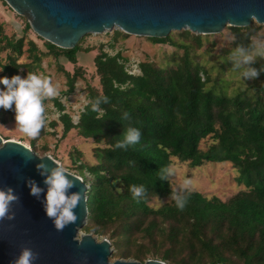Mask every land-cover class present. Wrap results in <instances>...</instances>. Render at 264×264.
<instances>
[{"label":"trees","instance_id":"obj_1","mask_svg":"<svg viewBox=\"0 0 264 264\" xmlns=\"http://www.w3.org/2000/svg\"><path fill=\"white\" fill-rule=\"evenodd\" d=\"M4 26L0 21L3 75L11 77L22 67L30 72L39 67L44 55L62 56L73 69L64 71V93L73 90L75 79L83 75L77 64L78 44L63 49L44 41L43 52L28 40L24 48V36H9ZM259 27L254 22L245 27L229 26L234 37L231 48L215 55L209 65L200 62L198 52L208 34L180 30L175 31L176 38L173 32L147 37L176 52L168 66L140 62V75L124 70L125 60L119 52L110 55L100 50L93 58L98 86L86 85L88 103L75 124L67 112H61L63 104L53 98L60 112L61 137L75 129L94 144L97 162L85 165L91 177L84 232L108 236L119 257L140 262L152 252L168 264H264V71H260L264 56L255 53L247 65L227 56L238 47L247 53L256 50L253 37ZM29 28L28 22L24 23L22 29ZM25 52L29 62L21 63L19 58ZM220 59L231 70L252 67L258 75L244 88L228 94L225 86L214 85L224 83ZM214 69H218L215 76ZM102 97H107V102ZM97 100L96 111H92L91 104ZM1 110L13 115L11 110ZM98 112L103 114L97 119ZM57 123L52 120L49 126ZM129 127L140 130V141L125 149L114 148ZM43 132L44 126L39 134ZM205 138L212 142L201 149L199 144ZM173 157L192 167L228 161L238 171L236 181L244 189L225 200L195 190L175 191L163 171ZM77 167L81 170L84 165ZM131 185L144 186L141 197L132 198ZM174 193L187 197L183 210L176 208ZM154 198L170 200L154 208L150 204Z\"/></svg>","mask_w":264,"mask_h":264},{"label":"water","instance_id":"obj_2","mask_svg":"<svg viewBox=\"0 0 264 264\" xmlns=\"http://www.w3.org/2000/svg\"><path fill=\"white\" fill-rule=\"evenodd\" d=\"M2 1L26 17L38 37L63 49L75 47L87 34L113 29L139 37H165L180 30L206 35L226 26L264 25V0ZM40 163L43 170L36 167ZM58 166L63 167L51 155H38L27 145L0 135V189L10 187L17 196L9 209L12 218L0 219V264H14L24 248L34 253L32 264H159L156 258L110 261L111 242L82 232L88 185L65 167L66 178L72 181L66 194L79 193L81 202L73 209L75 222L57 231L45 215L43 202L47 191L44 177ZM29 182L41 189L38 196L29 194Z\"/></svg>","mask_w":264,"mask_h":264},{"label":"rangeland","instance_id":"obj_3","mask_svg":"<svg viewBox=\"0 0 264 264\" xmlns=\"http://www.w3.org/2000/svg\"><path fill=\"white\" fill-rule=\"evenodd\" d=\"M1 11L0 21L5 24L4 29L9 36H24L25 44L24 48H27V41L33 40L39 49L46 52L44 47V39L38 37L30 28L27 30L22 29L24 23L27 22V18L16 14L4 1L0 0ZM260 26L257 35L253 37L255 46L258 49L264 45V25L256 24ZM172 36L176 38V32L172 33ZM207 39L203 40L202 47L198 50L200 53V62L206 65L211 64L215 55H220L224 50H228L232 46L233 35L229 29V26L224 27L220 32L215 34H208ZM109 42V43H108ZM112 43V44H111ZM78 45L80 50L77 52V64L82 66L83 75L77 77L74 81L73 90L71 92L64 93L67 89L66 77L64 71L72 72V64L66 61L62 56L58 59H54L51 56H42L39 67L34 68L28 72L26 67L19 69L17 74L21 78H26L28 73L47 77L51 82L58 87V95L53 98H57L65 107L74 120L73 116L77 115V111L85 101H88L85 94H87L86 85L93 87L98 86V77L94 73L93 58L96 54L103 50L110 55L117 52L124 55L126 63L132 64L134 61H151L159 66H168V60L171 59L172 53L176 52L175 49L167 44H160L153 42L147 37H139L134 35L125 34L119 30L113 29L106 33L99 34H87L83 36ZM89 49V50H84ZM257 49L250 55H254ZM180 52V51H177ZM5 52H0V61H4ZM230 58H236L239 62L240 59L237 55L229 54ZM238 58V59H237ZM222 66V80L224 83H214L215 87L225 86V90L228 94L234 93L239 88H244L252 78L243 79L240 76V70H231L227 64H221L223 59L218 60ZM19 62L27 63L29 59L26 58V52L20 56ZM58 66H61L60 69ZM76 66V65H75ZM218 69L213 70V76L217 75ZM1 76V75H0ZM10 78V77H7ZM4 86L0 85V90H3ZM53 98H46L42 101L45 107V115L49 117L44 125V132L37 135L34 138H29L25 134L18 130L17 125L14 122L13 115H9L5 111H0V135L3 139H11L21 142L34 150L38 155L48 154L57 160L63 167L69 172L79 176L89 184L87 181L90 179V174L87 172L85 165L96 163L97 160L93 155V147L91 139L83 138L76 133L75 129L70 130L65 136L61 137L62 128L58 121L60 112L53 103ZM56 120L58 125L56 127H50L49 122ZM33 142V143H32ZM212 142L211 138H205L201 140L199 147L205 149ZM78 165H84L81 170ZM175 172L168 174V180L171 188L175 191L181 189L182 182L186 179L190 181V190H195L207 197L217 196L221 200L227 199L229 196L235 194L239 190H243L244 187L238 184L236 177L238 171L233 167L232 163L228 161L223 162H205L200 166H190L187 161H179L173 157L171 164ZM169 198L152 199L150 204L157 208L161 204L168 202ZM82 232H84L82 230ZM92 235H96L99 238H106L112 243V239H109L106 235H97L89 232ZM112 245V244H111ZM113 246V245H112ZM116 249L113 246V252L110 256V261L122 258L116 253ZM159 259L156 254L152 252L147 254L146 259ZM123 259H133L127 257ZM144 259V261L146 260ZM160 260V259H159ZM168 263L167 261H164Z\"/></svg>","mask_w":264,"mask_h":264},{"label":"clouds","instance_id":"obj_4","mask_svg":"<svg viewBox=\"0 0 264 264\" xmlns=\"http://www.w3.org/2000/svg\"><path fill=\"white\" fill-rule=\"evenodd\" d=\"M234 55H237L240 62L247 65L253 60V56L248 54L243 48H236ZM256 55L264 56V46L257 49ZM2 70V67H0ZM264 71V67L260 69ZM258 75L257 70L248 67L240 72L243 78H252ZM0 85H3V90H0V108L11 110L13 119L18 127V130L29 138L36 137L41 128L45 125L49 117L45 115V107L42 104L46 98L56 97L58 93L57 85L53 84L47 77H42L37 74L28 73L26 78H21L18 75H12L10 78L0 76ZM107 102V97H102ZM87 105L88 101L84 102ZM99 100L91 104V110L96 111ZM81 112L84 111L82 107ZM102 112L97 113V119ZM141 132L138 128L129 127L123 133V138L116 141L114 148L125 149L126 147L137 144L140 141ZM38 169L43 170L44 164H37ZM164 172L173 174L175 170L172 167H166ZM44 183L47 185V191L44 195V212L47 217L52 220L53 227L60 231L69 223H74L76 215L73 209L81 202L79 193L66 194V190L71 187L72 181L66 178L65 169L56 167L44 177ZM190 181L184 180L181 184V189H188ZM29 194L38 196L41 189L34 183L29 182ZM132 198L135 200L142 196L144 192L143 185H131L129 187ZM172 199L175 206L179 210H183L187 203V197L183 194L174 193ZM17 200V196L13 193L10 187L0 189V219L7 217L11 219L9 212L12 202ZM34 253L27 248L20 251L16 257L14 264H32ZM159 264H165L163 260Z\"/></svg>","mask_w":264,"mask_h":264},{"label":"built area","instance_id":"obj_5","mask_svg":"<svg viewBox=\"0 0 264 264\" xmlns=\"http://www.w3.org/2000/svg\"><path fill=\"white\" fill-rule=\"evenodd\" d=\"M109 43V42H108ZM112 44V43H111ZM141 61H138V60H136V61H134L132 64H127L126 63V61H124V70L128 73V74H130V75H140L141 74V71H140V68H139V63H140ZM84 105H85V103L81 106V108L82 107H84ZM80 108V109H81ZM61 112H65V110H63V111H61ZM67 112V111H66ZM80 110H78L77 111V115H74L73 116V118H74V120L72 119V116H71V119H72V122L75 124V123H77V121H78V118H79V114H80ZM81 180H83L82 178H80ZM85 182V181H84Z\"/></svg>","mask_w":264,"mask_h":264},{"label":"crops","instance_id":"obj_6","mask_svg":"<svg viewBox=\"0 0 264 264\" xmlns=\"http://www.w3.org/2000/svg\"><path fill=\"white\" fill-rule=\"evenodd\" d=\"M0 11H1V4H0ZM122 57H124L123 54H121ZM125 60V59H124ZM126 61V60H125ZM79 65V64H78ZM21 69V68H20ZM0 75L3 76V77H8L6 74H2L1 70H0ZM85 97H87V94H85ZM64 106V105H63Z\"/></svg>","mask_w":264,"mask_h":264}]
</instances>
